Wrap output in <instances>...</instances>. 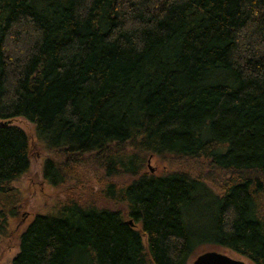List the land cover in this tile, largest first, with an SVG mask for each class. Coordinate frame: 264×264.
I'll use <instances>...</instances> for the list:
<instances>
[{"label": "trees", "instance_id": "1", "mask_svg": "<svg viewBox=\"0 0 264 264\" xmlns=\"http://www.w3.org/2000/svg\"><path fill=\"white\" fill-rule=\"evenodd\" d=\"M17 117L59 154L49 184L85 157L133 178L103 190L123 211L35 214L10 264H187L198 244L264 264V0H0V233L30 164Z\"/></svg>", "mask_w": 264, "mask_h": 264}, {"label": "rangeland", "instance_id": "2", "mask_svg": "<svg viewBox=\"0 0 264 264\" xmlns=\"http://www.w3.org/2000/svg\"><path fill=\"white\" fill-rule=\"evenodd\" d=\"M11 123L23 129L27 134L30 144V164L28 171L11 184L15 191L17 205L13 215L7 217L4 230L0 233V264H10L19 250V237L35 214L52 213L67 201L87 207L123 211L124 204L107 199L103 195V190L107 182L122 186L133 176L119 174L110 181L106 180L102 171L96 166L97 164L89 159L86 160L85 157L84 160L82 158L78 161V166L70 167L69 171L66 170L68 173H64L62 183L53 186L43 179L42 166L47 157L60 160L59 154L45 148L44 143L37 136L34 125L25 118H14ZM146 161L144 171L155 175L174 170L186 171L191 175L209 174L208 166L201 158L190 160L169 156H151L147 157ZM214 176L219 178L218 175ZM217 179H214L215 184L218 182ZM212 249L232 258L241 259L246 264H253L247 258L226 248L207 244L196 245L188 257L187 264H191L198 254Z\"/></svg>", "mask_w": 264, "mask_h": 264}, {"label": "water", "instance_id": "3", "mask_svg": "<svg viewBox=\"0 0 264 264\" xmlns=\"http://www.w3.org/2000/svg\"><path fill=\"white\" fill-rule=\"evenodd\" d=\"M151 170V168H150ZM132 224L131 220H128ZM191 264H246L241 259L232 258L216 250H206L198 254Z\"/></svg>", "mask_w": 264, "mask_h": 264}]
</instances>
